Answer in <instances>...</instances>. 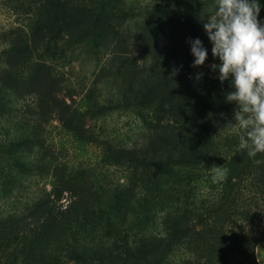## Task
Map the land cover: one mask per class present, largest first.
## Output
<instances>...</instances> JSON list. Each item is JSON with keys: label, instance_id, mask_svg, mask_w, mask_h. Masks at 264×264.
I'll return each instance as SVG.
<instances>
[{"label": "trees", "instance_id": "trees-1", "mask_svg": "<svg viewBox=\"0 0 264 264\" xmlns=\"http://www.w3.org/2000/svg\"><path fill=\"white\" fill-rule=\"evenodd\" d=\"M10 2L0 203L13 207L0 211V264H264V154L255 164L238 150L239 127L225 126L237 105L210 69L220 61L203 23L214 0ZM194 38L208 49L202 66H192ZM79 51L98 71L75 102ZM121 111L139 120L135 145L94 129ZM52 121L97 146L98 166L63 159L46 137ZM31 185L40 189L25 197Z\"/></svg>", "mask_w": 264, "mask_h": 264}, {"label": "clouds", "instance_id": "clouds-1", "mask_svg": "<svg viewBox=\"0 0 264 264\" xmlns=\"http://www.w3.org/2000/svg\"><path fill=\"white\" fill-rule=\"evenodd\" d=\"M212 7L203 29L211 54L220 63L211 64L210 69L218 71L216 78L221 83L230 81L233 90L225 101L237 105L232 121L225 126L239 127L238 150L259 165L262 161L256 159L257 154H264V20L258 19L262 6L260 0H214ZM189 44L192 66L204 65L208 49L199 38L190 39ZM212 171L223 175L218 167Z\"/></svg>", "mask_w": 264, "mask_h": 264}, {"label": "rangeland", "instance_id": "rangeland-1", "mask_svg": "<svg viewBox=\"0 0 264 264\" xmlns=\"http://www.w3.org/2000/svg\"><path fill=\"white\" fill-rule=\"evenodd\" d=\"M134 4L152 3L153 0H127ZM10 0H0V31L6 29L15 19L10 11ZM97 59L94 53L89 51H79L78 57L72 62V72L68 75V82L70 87L75 89L71 93L75 102L80 96L83 89L85 91L91 84L98 71ZM103 61V56L101 58ZM77 91V94H76ZM105 94V93H104ZM103 94V95H104ZM101 97V96H100ZM68 99V98H67ZM90 123V121L88 122ZM94 129L99 133H107L113 135L116 141H122L127 146L135 145L142 137V128L139 125V120L130 112L121 111L113 112L99 117L94 120ZM46 137L48 142L53 143L54 147L59 151L58 153L66 161L75 165H92L98 166L99 149L94 144H80L74 141L68 134H66L55 121H52L47 126ZM103 131V132H102ZM100 169L98 168V171ZM40 185H31L25 188L24 196H29V193L38 192ZM10 201L0 203V211H9L12 209Z\"/></svg>", "mask_w": 264, "mask_h": 264}]
</instances>
